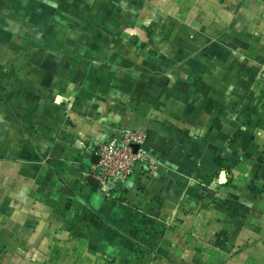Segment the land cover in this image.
Segmentation results:
<instances>
[{"label": "crops", "instance_id": "crops-1", "mask_svg": "<svg viewBox=\"0 0 264 264\" xmlns=\"http://www.w3.org/2000/svg\"><path fill=\"white\" fill-rule=\"evenodd\" d=\"M0 264H264V0H0Z\"/></svg>", "mask_w": 264, "mask_h": 264}, {"label": "built area", "instance_id": "built-area-1", "mask_svg": "<svg viewBox=\"0 0 264 264\" xmlns=\"http://www.w3.org/2000/svg\"><path fill=\"white\" fill-rule=\"evenodd\" d=\"M146 133L142 130H121L98 146L99 162L91 167L90 176L98 180L99 188L112 196L117 184L127 182L139 165L144 164L151 174H155L158 165L143 149ZM134 146H138L137 150Z\"/></svg>", "mask_w": 264, "mask_h": 264}, {"label": "water", "instance_id": "water-1", "mask_svg": "<svg viewBox=\"0 0 264 264\" xmlns=\"http://www.w3.org/2000/svg\"><path fill=\"white\" fill-rule=\"evenodd\" d=\"M138 146H134V149L137 150ZM99 162V157L97 156V161L96 164ZM88 182L93 185L94 187H99V182L98 180H96L95 178H93L92 176L88 177Z\"/></svg>", "mask_w": 264, "mask_h": 264}]
</instances>
